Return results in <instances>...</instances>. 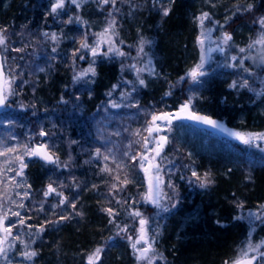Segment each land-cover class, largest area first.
I'll return each mask as SVG.
<instances>
[{
    "label": "trees",
    "instance_id": "obj_1",
    "mask_svg": "<svg viewBox=\"0 0 264 264\" xmlns=\"http://www.w3.org/2000/svg\"><path fill=\"white\" fill-rule=\"evenodd\" d=\"M206 1L174 0L172 6H168L171 8L168 16L162 15L161 6L163 5L152 3L151 0H117L115 7L111 4L102 5L99 0H94L91 10L85 13H81L74 5L67 3L65 9L59 14V20L53 22L59 29L58 35L61 39L58 45L50 44V42L47 44L49 55L54 56L52 51L54 46L57 49L56 53L63 52L65 49L75 51L72 44L77 40L79 33L82 38L87 33L88 42L94 43V34L102 32L107 20L113 17L116 20L119 36V38L116 37L117 45L127 55L109 54L107 56L110 58L109 61L107 57L98 55L94 64L96 75L88 80L87 84L85 82L80 86L73 83V75L69 73L68 67L61 65L59 61H53L51 57V62L48 63L52 64L53 74L48 80L39 79L41 84L38 87L37 97L31 92L30 86L23 87V78L20 77V81L17 80L18 74L14 73L18 68L14 67L12 74L17 78L13 89L18 94L8 98L6 108L0 113V122H14L15 125L23 123L35 127L45 118L47 121L53 119L60 127L65 124L68 126V120L72 117L69 111L71 105L77 113H74L75 117L72 120L80 121L84 117L83 111L89 110L90 106L97 110L99 108L97 101L108 100L107 94L112 93L114 84L120 85L121 90L129 89L135 84L137 78L130 76L128 69L130 63L135 60V56L137 57V47L141 38L151 41L145 51L150 57V67L155 74H149L148 71L141 73L146 86L137 85L135 98L124 102L135 104L141 99L150 105L149 109L152 111H177V102L183 103L189 97V88H185V84L180 82V77L186 75L188 68L191 67L190 62L197 59L196 51L199 49L197 38L201 32L197 18L201 16V13H210L211 20L205 21L206 28L213 27L214 22H221L225 16L230 19L228 23L233 30L236 27L248 26L253 32L255 28L242 20L244 21L250 14H256V11L264 13V0H213L225 5V9L218 8L221 14H214L206 6ZM53 2L54 0H0V28H7V34L12 35L13 38L16 34L19 35L23 43L27 44L28 39L24 38L23 31L20 29L26 26L32 27V21L39 15L45 14L42 22L32 27L37 29L35 32L43 35L53 21V15H49ZM237 4L240 5V10H237ZM247 4L253 5L251 11L244 10ZM122 14L126 16L123 20H121ZM69 16L73 18L71 24L66 23ZM77 16L81 18V21H76ZM104 48H107L106 44ZM18 53L21 58H28V55L23 57L21 51ZM246 54L247 51L231 54L214 52L210 59L214 64L207 67L210 75L206 85H203L197 94H199V100L202 97L207 99L205 101L207 109L202 110V114L209 115L232 129L235 128L234 121L243 118L246 120L244 123H248L253 128L249 129L250 133H261L264 132V112L256 117L257 111L261 113L263 110L259 108L255 111L259 104L258 100L254 99L253 94H249V90L229 87L234 80H238L240 75L246 77L254 76L253 74L259 75L258 66L250 59L243 60V68L250 69V72H245L240 67L224 66L226 56H237L236 63L239 65L240 59ZM92 59L91 55L87 54L82 62L80 59L75 63L69 60L68 64L74 70L81 63L88 66ZM103 61H106L107 65L104 66ZM9 68L6 67V71ZM23 71H27L26 68ZM168 91H171L172 95L166 96L165 93ZM79 92H83L82 95H78ZM114 98L121 101V94H114ZM17 101L26 107L27 113L8 110L10 106L16 105ZM69 102L72 103L68 107ZM76 103L82 104L84 108L77 107ZM143 106L138 102V107H131L130 125L139 123L138 119L145 125V121L150 119L147 112H144ZM100 111L95 117L101 115ZM93 112L90 111V114ZM116 113L118 115L112 112V116L109 113L110 122L104 121L103 124L96 118L85 121L87 122L86 131L81 133L73 124L70 132L73 133L74 138L69 140L78 142L73 144L70 151L71 160L74 158L75 163L71 160L66 161L69 164V170L54 171V177L48 180L39 172L40 166L45 169L47 167L39 162L31 161L33 165H37L31 173L32 180L39 182L41 188L47 187L51 182H55V186L63 183L65 187L61 190L64 195L69 198V201L76 203L75 211L82 213V215H75L66 205L67 212L64 215L70 218L61 221L58 225L46 226V231L40 235L41 237L39 236L40 238H36L38 248L36 264H87V255L98 247L103 249L99 264H138L139 261L133 255V249L127 239V236L135 238L139 228L138 218L129 215V212L134 209L141 211L149 219L151 226L157 220H161L160 226L163 227L161 254H159L162 258L161 264H225L226 261L231 262L238 255L239 249L249 239L257 241L258 235L259 240L264 237V207H261L264 205V166L259 165L255 169L244 171L245 173L237 172L234 170L236 168L229 169L226 165L230 164L220 159L191 158L179 141L169 143L162 153L167 159L161 163L164 165L163 173L167 184L171 181L175 189L167 187L166 192L174 193L176 201L168 214H159L154 205L145 203L141 199L147 189L144 173L131 161L122 157L125 151L122 150L118 136L112 137L115 139L114 143L108 140L109 128L118 131L115 128L119 124L122 125L121 122L125 125L127 122L125 116H122L124 120L120 122L121 114ZM73 121L70 124L74 123ZM179 125L181 123L175 121L173 126ZM119 130L124 133L125 127ZM131 130L133 131L132 128ZM120 138L122 139L121 136ZM134 139L136 137L132 138ZM138 147L134 144L132 149L127 151L135 152ZM97 148L104 154L114 153L117 159H125L128 164V178L132 183H129L115 198L109 195L111 177L100 171L105 162L102 158L95 157ZM258 153L259 158H264L263 152L259 150ZM108 163L111 165V161ZM188 165L200 174L209 172L214 183L206 188H201L197 183L189 184L187 177L191 175V172ZM168 169L172 170L171 175L168 174ZM241 169L242 167L239 170ZM182 176L185 178L182 179ZM121 178L123 179V176ZM73 179L79 185L78 188L71 186ZM93 185L96 187L94 188ZM116 199L127 200L128 203L117 205ZM132 201L136 203L133 204ZM241 204L243 207H239ZM109 207L119 213L114 223L109 222L111 218L103 211ZM250 213L252 216L249 215ZM34 216L36 215H32V218H35ZM58 216L41 218L42 220L38 216L36 224L39 225L51 218L58 219ZM255 216H260L261 219H255ZM117 225L120 227L127 225L128 232L117 234L119 232ZM177 234L181 235L177 236Z\"/></svg>",
    "mask_w": 264,
    "mask_h": 264
},
{
    "label": "snow or ice",
    "instance_id": "obj_2",
    "mask_svg": "<svg viewBox=\"0 0 264 264\" xmlns=\"http://www.w3.org/2000/svg\"><path fill=\"white\" fill-rule=\"evenodd\" d=\"M102 5L111 4L115 7L117 0H99ZM170 3H174V0H169ZM67 3H71L75 5L77 8L81 7L79 0H54L51 4L49 15L59 16L60 12L65 9ZM237 10H240V5H236ZM253 8L252 4H247L245 11H251ZM162 15L168 16L171 8L161 6ZM235 14V13H234ZM111 16V13H109ZM76 21H81V18L77 16ZM199 27L201 29L200 36L197 38V42L200 46V58L199 61L194 64L191 69H189L185 76L180 77V82H184L185 80L189 81L191 85L200 86L203 81L202 78L205 77L208 73L205 70V65L208 63L210 56L209 53L212 51H218L220 53H226L228 48L230 47V42L233 40V37L230 33L221 32V35L216 38V40H212L211 33L215 31L214 27H205V21L211 20L210 13L202 12L201 16L197 18ZM66 23H73V18L69 16ZM86 23V22H85ZM218 23V22H214ZM254 23L258 24L260 27V31L256 37L249 45L248 49L240 48L239 51L244 53L249 49L256 48L257 45L260 46L258 52L260 55L257 56H245L240 59L239 65L236 63L238 57L235 55L226 56V63L224 66L226 67H240L243 68V60L251 59L253 63H256L257 60L261 64H264V15L260 16L257 20H254ZM223 27V26H221ZM44 36L48 37L54 45H58L61 39V36L57 33L53 32L43 33ZM94 43H89L87 40V33H85L84 38L80 41L79 47L72 53L73 61L75 63V59L78 58L80 60H84L87 54H90L92 62L89 63L86 69L80 70L74 77V80H80L86 77L95 76L96 70L94 67L95 58L98 55H103L105 57L109 56V54H114L116 56H126L127 54L123 52L120 47L117 45L118 32L116 31V20L113 17L109 20L107 27L103 29L100 33H95ZM122 43V41L120 42ZM151 41H147L143 38L140 39L138 45V52H144L145 44H149ZM107 45V48H104V45ZM214 45V47H213ZM8 48V35L7 28H0V107H4L8 103V98L13 95H17L12 85L14 80L17 78L12 74V70L9 68L8 71H5V62L7 57L4 55V52ZM13 51H23V49H12ZM56 47L52 48L53 52H56ZM151 60H149L148 65L143 68H137L136 65H130L129 67L134 69L136 72L137 80L135 84H133V91L136 90V86H146L145 80L142 78L141 73L148 71L149 74H155L154 70L150 67ZM43 71V69H40ZM245 72H250V69L243 68ZM254 75V74H253ZM133 83V82H127ZM117 86H114V89ZM230 88H247L249 87V82L247 79H242L239 81L234 80L230 85ZM191 91V88H190ZM111 96V92L108 93ZM166 96L172 95L171 91L165 93ZM195 99V94L193 93L188 97L186 101H184L176 112L169 111H153L151 112L150 119L145 121V125L142 129H136L131 133L132 136L136 137V139L129 142L127 145L128 149H132L133 145H138L139 147L135 152L125 151L122 153V157L126 158L128 161H131L135 164L145 175L147 180V189L142 194L141 199L145 203H149L154 205L156 208L161 211H169V207L162 203L165 199H170L166 194L163 193L161 185H163L164 179L162 172L164 168L162 167V161L166 160L167 157L163 156V150L169 143V138L166 132H171L173 129V125L175 121L179 120H191L197 121L200 123L211 125L212 127H222L219 121L212 119L207 115H200L196 111L193 110V100ZM131 100V92L122 93L121 101H130ZM110 105L112 108H120V107H138V102L135 104L129 103H118L116 100L110 101ZM117 132L115 135H119ZM39 136L44 137L47 136L48 133L41 130L38 133ZM230 135L236 137L242 143L246 145H254L257 148H261V144L257 143L258 141H264V132L261 133H243L239 131L230 132ZM11 139L15 140L16 137H11ZM32 138L29 137L26 142L16 143L13 146H6L7 140H0V157H5L4 160V168H0V184L4 183V179H8L11 184L14 185L15 188L25 189L23 193L19 191L15 192V195L20 198V202L17 203L12 199L11 195L6 196V200L15 204L18 209H23L25 212L31 211V208H28L24 200L31 198V193L29 189L31 188L30 184H27L26 179L21 182L17 180V177H24V170L28 167L26 162V158L36 157L39 160H42L46 164L55 165L57 167L68 168L69 164L60 161L59 157L55 155V153L49 149L46 143H40L33 145L31 143ZM264 150V148H262ZM191 156V153L188 154ZM95 157L97 159H101L105 162L101 167L100 171L106 173L109 177H111V182L109 186V195L115 198L120 192L123 191L124 188L127 187L129 183L132 181L128 178V164L125 162V159H117L114 153H101V150L97 148L95 150ZM111 161V165L108 163ZM171 163V161H169ZM191 175L187 177L189 184L197 183L201 188H206L212 183L214 180L211 177L209 172H204L203 174L198 173L191 165L187 166ZM6 172H14L15 175L12 177H7ZM168 174H172V170L168 169ZM123 176V179L121 178ZM184 179L185 177H181ZM194 178V179H193ZM55 182H51L47 185L46 189L43 191V196L45 198L52 196L53 194L56 197H59V200L56 204L52 205L53 215L56 216L57 213L55 209L62 208L64 205H68L75 215H82V213L76 212V203L74 201H69V198L64 195V192L61 190L65 187L63 183L56 184ZM72 187L78 188L79 185L76 183L75 179L72 181ZM95 188L96 186L93 185ZM167 187L174 189L171 181L168 182ZM117 205L127 204V200H115ZM47 203V200L40 202L39 207L36 209L39 212L44 211V204ZM133 204L136 201H132ZM175 204L172 205L174 207ZM239 207H243V205H239ZM261 207H264L262 205ZM110 219V223L115 222L116 216L119 214L113 208H105L103 209ZM129 215L133 218H138L139 228L137 230V234L135 239L132 236H127V239L131 241V247L134 250V253L137 254L138 261H146L147 264H155L157 258H159L156 249L154 248L155 239L154 236L150 233L149 230V219L144 216V214L138 209H134L129 212ZM252 216V214H249ZM12 217H15V220H12ZM70 217L68 215H64L63 213L59 214L58 219H47L45 222L40 223L39 225H32L28 223V220H31V216H25L21 214V211H13L11 207L5 208V200L0 198V260L9 261V253L16 248V242H19L23 245V249L18 252V255L23 257L25 261H32L34 257L38 255L37 251L30 248V244L26 240H22L21 236L14 233V229L19 228H27L29 230L28 235L39 237L44 231H46L47 225H58L61 221L67 220ZM239 219V217H237ZM255 219H261L260 216H255ZM119 228L120 232L127 233L128 226ZM35 229V231H31ZM31 243H35V240H31ZM264 240H261L259 243H253L251 239H249L246 244L241 247L238 251V255L234 257L231 262L226 261L225 264H261L264 262ZM103 249L96 248L92 253L87 255V264H98Z\"/></svg>",
    "mask_w": 264,
    "mask_h": 264
},
{
    "label": "rangeland",
    "instance_id": "obj_3",
    "mask_svg": "<svg viewBox=\"0 0 264 264\" xmlns=\"http://www.w3.org/2000/svg\"><path fill=\"white\" fill-rule=\"evenodd\" d=\"M79 2L81 4V7L77 8L75 5L74 6L81 13H85V12H88L89 10H91V8L94 4V0H79ZM151 2L152 3L154 2V3L159 4V5H163L164 7H168V6L170 7L173 4V3H170L169 0H151ZM210 2H212V3H210ZM206 6L209 9H211L212 12H214V14H221L222 13L220 11V9H218V8L223 7V9H225V5L223 3H220V2L217 3L213 0H207ZM256 12L257 13L254 15L250 14L249 16H247L246 19H244V21L242 20V22L249 24L250 27L252 26L253 28H255V32H253L252 28H249L248 26L247 27L242 26L240 28L236 27L233 30L232 27L229 26L230 19H228V17L224 16L222 18L221 22L215 23L213 26L215 28V31H213L211 33L212 40H216V38L219 37L221 35V32L223 31V32L230 33L233 37V40L230 42V47L228 48V51L226 52V54H231L232 52L238 53L240 48L248 49L247 45H249L254 39H256L259 31L261 30L259 25L254 23V20H257L260 16L264 15V13H262V12L259 13V11H256ZM59 17H60V15L59 16L53 15L52 16L53 21H51L52 23H50L49 29H46L43 33L51 34V33L55 32V33L59 34V29H58L57 25L53 24L54 20H56V21L59 20L58 19ZM125 18H126L125 14H122L121 20H123ZM109 20H107V24H108ZM63 22H64V20H63ZM107 24H106V27H107ZM221 26H223V27H221ZM56 29H57V31H56ZM116 31H117V29H116ZM76 32H77V29H76ZM42 36L45 39H47L46 41H49L50 44L53 43L50 39H48V37H46L44 35H42ZM18 37H19V35H17V34H16L15 38H13L12 35H8V48L4 52V55L7 57V60L5 62V65L7 68L10 67L11 70H13L14 67L18 68L16 73H14V72L13 73L15 75L18 74L17 80L20 81V74H22L23 72L21 71L22 68L17 64V61H16V59H17L16 55H18L19 53H18V51L12 50V49H20V46H18V41H16V38H18ZM117 37L119 38V36H117ZM11 38H13V40H11ZM24 38H25V36H24ZM76 39L77 40L75 42H76L77 47H78V45L80 44V41L83 39L81 37V33H79L77 35ZM244 45H246V46H244ZM147 46H148V44H145L143 53H139L138 47H137V52H138L137 57L135 56V60L132 61L130 63V65L134 64V65H136L137 68L145 67V65L147 64V61H149V58H150L146 54V51H145L148 48ZM213 47H214V45H213ZM259 48H260V46L257 45L256 48L249 49L247 51L246 56H257L258 57L260 55V53L258 52ZM44 49L45 48L43 46H40L39 51L36 52L37 53L36 58L33 57L31 59V62L29 64H26L27 68L30 67L31 65L35 66V72L33 73L34 75L32 74L35 77L28 75V79L26 78L25 81H23V87H25V86L29 87L30 86L31 92H33L36 97H37V93H38V89H39L38 88L39 84H41L40 80L42 79L41 78L42 75H45L44 72H46V74L49 76L48 70H49V68L52 69V64L48 63V62H51L50 61L51 56L49 55V58H47V60H45L44 55H47V53H45ZM73 52L74 51H72V53ZM196 52H197V54H196L197 59H195V61H193L194 60L193 59L190 62L191 67L199 61L200 46ZM214 52H216V51H212L209 53L210 59H211L212 55L214 54ZM109 59L110 58L107 57L108 61H109ZM210 59H209L208 63L205 65V70L208 74L202 78V81H203L202 85L195 86V85H191L190 82L187 80L184 81V82H186L187 85H189L191 87V91H190V88L188 89L189 92L191 93V95L193 93L195 94V99L193 100L192 106H193V110L196 111L200 115H206V114H202L203 113L202 110H204L202 108L203 102L198 99L199 94H197V93H198V91L201 90V87H203V85H206L207 78L210 75V73L208 72L209 69H207V67L211 66L212 63L214 64V62ZM144 60H147V61H144ZM44 61H48L47 62L48 66H46V67L44 66V63H43ZM53 61H56L55 58H53ZM81 62H82V60H81ZM141 62H142V64H140ZM255 64L259 68V75H257V74H254V76H248L247 75V77L244 75H240L238 77V80H236V81H239L242 79L248 80L249 87L238 88V89L249 90L250 91L249 94L252 93L254 95V99L258 100V103H259L257 105L258 107H256L255 111L257 109L259 110V108H261V109H263L261 111V114H262L264 112V64H261L259 62V60H257V62ZM87 67L88 66L83 65L82 63L79 64V66L74 69L73 77L80 70L86 69ZM191 67H189L188 70L191 69ZM40 69H43V71H41ZM128 70L130 72L129 73L130 76L137 78L136 72L134 69L129 67ZM19 71H20V73H19ZM73 77H72V81L77 86H80V85L84 84L85 82L87 84L88 80L94 78L93 76L89 75V77H86V78H83L80 80H74ZM44 80H48V79L44 78ZM184 82H182V84ZM114 86H117V87H115V89H114V87L112 88L111 96H109L108 100H106V104H107L108 108H106L105 111L101 112L100 116L95 117V118H96V120L101 121V124H103L104 121L110 122L109 121V119H110L109 113L112 116V112H115L116 115H118L116 112H120V114H121L120 122L122 120H124V118L122 116H125L127 118L126 125L124 122H121L122 125L119 124V126L117 128H115L118 131H115L114 129L109 128V131L107 132L109 134L108 140L110 142L114 143L115 139L112 137L118 136V138L120 139L119 142L122 144V150L124 149V151H127V149H128L127 145L129 144L130 141H132V138H134V136H132L131 133L134 132L136 129H142L144 126V122L138 119L139 123H136L135 125H130L129 120L131 118L130 117V112L132 110L131 107H120V108H112L111 107L110 101L115 100L114 94H122V93L131 92V101L133 100L134 94H137L136 91L132 90L133 86L129 89L124 88L123 90H121L120 85L116 84ZM12 87H13V85H12ZM198 88H200V89H198ZM136 90H137V88H136ZM78 95H80V92L78 93ZM13 96H11V97L13 98ZM75 98L77 99L78 97H75ZM36 100L38 101V99H36ZM246 100H248V99H246ZM116 101L118 103H120V102L124 103V101H120V100H116ZM71 109H75L73 105H71ZM8 110H13V112H18V111H21L23 113L28 112V111H26V107L20 101H17L16 105L10 106L8 108ZM125 110H127V111H125ZM143 110L145 113L147 112L148 115L151 112H153L152 110H150L148 108H144ZM173 113H174V111H173ZM261 114H259V115H261ZM207 116H209V115H207ZM244 121H246V120L243 118H239V119L235 120L234 121V123H235L234 127L235 128H233V130L243 132V133H250L249 129H253V128L251 126H249L248 123H244ZM75 122L76 121L74 120V123ZM74 123L70 124V126H69V124L67 126V124L64 123L65 125L60 127V126H58V124H56L53 121V119L50 121H47L45 118H44L43 122H41L39 124L37 123V125L35 127H32L30 125H25L23 123H18L17 125H15L14 122H4V123L0 122V140L6 139L7 140L6 146H13L18 142L19 143L26 142L28 140V138L31 137L32 138L31 143L33 145L40 144V143H46L48 145L49 149H51L55 153V155L59 157L60 161L67 163L65 159H67V157L69 158V160L71 159L70 158V156H71L70 151L72 150V146L74 143L78 142L77 140L70 141L69 137H68L70 129L73 127ZM123 127H125L124 133L122 131L119 132L120 131L119 128L121 129ZM126 128H128L129 130ZM131 128L133 129V131L131 130ZM41 130L48 133L45 140L44 139L42 140V137L38 135V133ZM115 132L116 133L119 132L120 134L115 135ZM164 134L168 135L169 143H172L174 141H179L180 145L184 147L185 151H187V154L191 153L190 157L193 159L204 158V157L220 159L226 164L234 165V167L230 166V165H226V166H228L229 169H231V167H232V169L236 168L234 170L235 171L237 170V172H244V171L246 172V170L255 169L259 165L264 166V158L263 157L259 158V153H258L259 150L264 153V150H262V148H264V141H258L257 143L261 144V148H257L254 145H252V146L246 145V144L242 143L241 141H239V142H237L236 140L235 141H229L228 139L220 138L215 133H213L211 131L208 132V131H204V130H199V129H197L194 126L189 125V124H181L179 126H173V129L171 132H166ZM13 136L16 137L15 140L11 139V137H13ZM120 136L122 137V139L120 138ZM114 145H117V144H114ZM4 160H5V157H0V168H4ZM73 160L75 161L74 158H72L71 161H73ZM31 161H33V160H31V158H26V162L28 164V167L24 170V177L23 178L17 177L16 179L20 180L21 182H23V180L26 179L27 184L31 185V188L29 189V191L31 193V198L24 200V203L28 208H31L32 210L25 212V210L18 209L15 204H12L11 202L6 200V196L11 195L12 199L15 200L17 203H19L20 198L15 195V192L19 191L20 193H23V191L25 190L22 188H19V189L15 188L14 185L11 184L8 179H4V183L0 184V198H3L5 200V208L11 207L13 211H21V214L25 215V216H31L32 217V215H36L37 218H36V216H34L36 219L32 218L31 220H28V223L32 224V225H37L36 220H38V216H40L39 217L40 219L41 218H49V217L53 218L54 215H53V209L51 206L58 202L59 197H56L54 194L52 196L47 197V198H45L43 196V191L46 189V187L41 188V187H39V185H40L39 182L32 180L33 178L31 177V173L34 170V166H37V165L36 164L33 165V163ZM33 162L36 163V161H33ZM40 167H41L40 168L41 171H43L46 174V178H48V180L50 178H52V176L54 177V174H53L54 171L69 170V167L64 168L62 166L61 167L53 166L51 168L47 167V169H45L42 166H40ZM162 167L164 168V165H162ZM241 167H242V169L240 171L239 169ZM14 175H15L14 172H6L7 177H12ZM162 175H163V179H164L165 183L163 185H161V188L163 190V193L166 194L167 197L170 198V199L163 200L162 203L167 205L169 207V211H170L172 208V205L175 204L174 202L176 201V198H175L174 193L167 194V192H166L167 191L166 177H165L163 172H162ZM144 178L146 179L145 175H144ZM44 200H47V203L44 204V211L43 212L37 211L36 209L39 207L40 202H42ZM155 209L157 212H159V214H168L169 213V211L164 212V211H161L160 209H158L156 207H155ZM61 210H62V212H59ZM32 211H33V213H32ZM55 212L57 213L56 216H58V214H60V213L66 214V212H67L66 205H64L62 208L55 209ZM71 218H72V216H71ZM15 219H16L15 217H12V220H15ZM160 224H161V220H157L152 226L149 225L150 233L154 236V239H155L154 248L156 249L158 256H159V254H161L160 247L162 244L161 241H162V234H163V227H162V225L160 226ZM13 231L15 234L20 235L22 240L28 241L31 249L38 251L37 250L38 248L36 247V238H40L41 236L36 237V236L28 235L29 230L27 228L14 229ZM31 231H35V229H32ZM33 239L35 240V243H31V240H33ZM133 239H135V238L133 237ZM261 240H264V237ZM261 240H259V235H258L257 241H252V242L253 243H259ZM129 243L131 244V241H129ZM22 249H23V245H21L19 242H16V248L13 249L9 253V261L0 260V264H36L37 256L34 257L32 261H25L23 259V257L18 255V252L21 251ZM262 250H264V249H262ZM133 255L137 259V254L134 253V250H133ZM160 261L162 262V258L159 257L156 259L155 264H161ZM100 262H101V258H100L98 264ZM139 263L140 264H147L146 261H139Z\"/></svg>",
    "mask_w": 264,
    "mask_h": 264
},
{
    "label": "bare ground",
    "instance_id": "obj_4",
    "mask_svg": "<svg viewBox=\"0 0 264 264\" xmlns=\"http://www.w3.org/2000/svg\"><path fill=\"white\" fill-rule=\"evenodd\" d=\"M43 18H45V14H43V15H39L38 16V18L37 19H34L33 21H32V23H33V26L35 25V24H38L40 21L42 22V19ZM32 26V25H31ZM32 26V27H33ZM32 27H30V26H26V27H24L23 29H20V30H22L23 32V35L25 36V37H27V39H28V43L27 44H24L23 43V41H22V37H18V38H16V41H18V46H20V49H23V51H21L22 52V55H23V57H25L26 55H28V58L27 59H23V58H21L20 56H18V55H16V61H17V63H18V65L22 68L21 69V71L22 72H24L23 70L26 68V70L27 71H25L24 73H26V76H25V74H20V77L21 78H23V81H25V79L27 78L28 79V75L29 76H32V77H35V76H33L34 74V72H35V66H33V65H31L30 67H26V64H29L30 62H31V59L33 58V57H35L36 58V52H38L39 51V47L40 46H43L45 49H44V51H45V53H47V55H44L45 56V60H47V58H49V54H48V51H47V44L49 43V41H46L47 39H45L43 36H42V34H40L39 32H35L37 29H34V28H32ZM72 47H74L75 48V50L79 47V45H78V47H77V44H76V42L75 43H73L72 44ZM39 54V53H38ZM53 54H54V56H52V55H50L51 57H53V58H55V60L56 61H59V62H61L60 64L61 65H63V66H66V67H68V71H69V73H71V76L74 74V70L72 69V67L70 66V64H68V62H69V60H72V63H74V61H73V56H72V51L70 50V49H65V51H63V52H60V53H56V52H53ZM29 59V60H28ZM78 60V58H76L75 59V61H77ZM48 61H44L43 63H44V66L46 67V66H48L47 63ZM34 64V63H33ZM103 65L105 66V65H107V62L106 61H103ZM25 66V67H24ZM48 72H49V76L46 74V72H44V74L46 75H42V77L41 78H45V79H49V78H51L50 76H52V74H53V69H51V68H49V70H48ZM33 74V75H32ZM48 76V77H47ZM27 81V80H26ZM183 84H185V88H191L189 85H187L186 84V82H184ZM114 85H116V84H114ZM114 85L112 86V88L114 87ZM136 91V90H135ZM82 93L83 92H80V95H82ZM137 93V92H136ZM188 94H189V96L191 95V93L188 91ZM252 94V93H251ZM108 95V94H107ZM135 95L136 94H134V97H133V99L135 98ZM117 100V99H116ZM202 102H203V104H202V108L203 109H207L206 108V98H204V97H202V99H200ZM137 102H139L140 104H142V105H144L143 107L144 108H150V105H148V103L145 101H143V100H141V99H139ZM184 102V101H183ZM71 103L72 102H69L68 104V107L71 105ZM97 103V106L99 107V108H97V110L94 108V107H92V106H90L89 107V110L88 109H86L85 111H83V113H84V117L83 118H81L80 119V121L78 120L77 122H75L74 124H75V126H77V129H78V132L79 133H81L82 131H86L85 129L87 128L86 127V125H87V122H85V121H88V120H94L95 119V116L98 114V111L99 110H101L100 112H103V111H105L106 110V108H108L107 107V104H106V102H100V101H97L96 102ZM125 103V102H124ZM182 103H179V102H177V107L179 108V106L181 105ZM76 106L77 107H81V108H84V106H82V104H78L77 105V103H76ZM67 107V108H68ZM69 111H70V116H72V117H70V119L68 120V124H70V122L71 121H73L72 120V118L73 117H75V115H74V113H76V112H74L75 110L74 109H69ZM90 111H94L92 114H90ZM108 111V110H107ZM258 112V115L256 116V117H259V114H261V113H259V111H257ZM77 114V113H76ZM74 122V121H73ZM86 127V128H85ZM113 127V126H112ZM76 131V130H75ZM68 137L71 139V138H74L73 137V133L72 132H69V134H68ZM70 158H71V156H70ZM71 160V159H70ZM69 160V158L67 157V159H66V161L68 162V161H70ZM231 166H233L234 167V165H232V164H230ZM237 167V166H236ZM39 172H40V174L42 175V176H45L46 177V174L43 172V171H41V169L39 168ZM181 234H177V236H180Z\"/></svg>",
    "mask_w": 264,
    "mask_h": 264
},
{
    "label": "water",
    "instance_id": "obj_5",
    "mask_svg": "<svg viewBox=\"0 0 264 264\" xmlns=\"http://www.w3.org/2000/svg\"><path fill=\"white\" fill-rule=\"evenodd\" d=\"M5 106L4 107H0V112L5 108ZM177 122L186 123V124H192L198 129H210L213 132H215L218 136L223 137V138H236V137L230 135V132H233V130L231 128H229L227 125H225L222 122H220V121L219 122L222 125V127H215V128L212 127L211 125L200 123V122H197V121H191V120H179ZM32 159L33 160H38V161L44 163L42 160H39L36 157H32ZM44 164H46V163H44ZM46 165H51V164H46Z\"/></svg>",
    "mask_w": 264,
    "mask_h": 264
}]
</instances>
